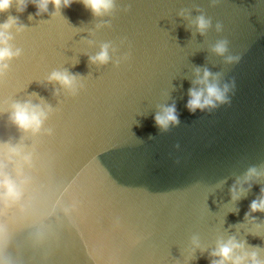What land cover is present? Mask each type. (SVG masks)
I'll use <instances>...</instances> for the list:
<instances>
[{"label": "water", "instance_id": "1", "mask_svg": "<svg viewBox=\"0 0 264 264\" xmlns=\"http://www.w3.org/2000/svg\"><path fill=\"white\" fill-rule=\"evenodd\" d=\"M24 3L0 13V24L16 19L9 44L20 52L0 75V144L32 155L22 177L6 167L25 183L18 202L0 204V257L213 264L235 240L233 259L264 264V212L250 211L264 195V0H115L102 16L80 0L58 12ZM221 40L224 56L212 51ZM104 45L108 63H91ZM197 68L229 85L228 103L189 112ZM54 71L82 87L49 82ZM29 100L52 109L35 135L9 119L13 103ZM173 104L179 123L164 131L154 118Z\"/></svg>", "mask_w": 264, "mask_h": 264}, {"label": "clouds", "instance_id": "2", "mask_svg": "<svg viewBox=\"0 0 264 264\" xmlns=\"http://www.w3.org/2000/svg\"><path fill=\"white\" fill-rule=\"evenodd\" d=\"M14 0H0V13L7 12L12 6ZM18 4V11H23L26 7L24 0H15ZM76 0H33L40 12H46L49 3L57 10L63 7L68 8ZM86 9H89L94 16H102L111 13L115 7V0H80ZM17 25V21L12 16H9L6 22L0 24V75L7 70V62L19 56V50L13 51L9 41L12 39L9 34L10 29ZM197 30L201 35L210 27V21L203 16L198 17L195 22ZM17 28V31H20ZM217 30H220V25H217ZM212 51L219 56H224L227 52V41H218L212 48ZM238 57H227V63L236 62ZM91 63L106 64L109 61L108 45H104L100 52L90 57ZM195 79L192 81V87L188 91L189 99L186 103V108L189 112L195 113L197 110L205 111L217 108L219 105L228 103V93L230 91L229 85L225 84L222 87L217 82L219 74L213 76L208 70H201L197 68L194 72ZM49 82H56L65 90L75 94L78 87L77 78L67 72L54 71L48 76ZM211 81V82H210ZM51 107L46 104H33L30 100L23 103L16 102L11 106V114L9 119L11 122L23 132H31L33 135L40 132L45 120H47ZM155 123L162 130L166 131L170 125L175 126L179 123L176 115L175 105L162 108L161 112L155 116ZM32 162V155L25 150V147L20 145H10L7 143L0 144V204L10 206L18 202L23 196L22 185L25 181L21 180L17 183L9 173L6 171L8 164L14 166L18 177L24 174V168L30 166ZM256 175L255 169H249L245 182ZM233 200L239 199L238 191L235 187L232 190ZM264 193V189H262ZM250 211L264 212V195L259 201H253L250 205ZM242 248L235 240H229L226 244H221L218 250L212 253L220 259L213 261V264H244V257H236L233 259V252L236 249ZM252 264H260L256 260L255 254H252ZM0 264H8L6 260L0 257Z\"/></svg>", "mask_w": 264, "mask_h": 264}]
</instances>
